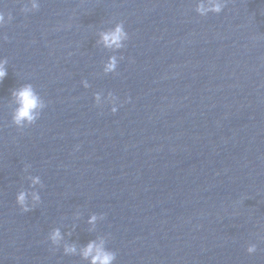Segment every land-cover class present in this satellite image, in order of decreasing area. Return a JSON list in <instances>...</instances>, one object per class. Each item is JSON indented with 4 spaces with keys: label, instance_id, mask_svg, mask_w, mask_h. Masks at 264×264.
Segmentation results:
<instances>
[{
    "label": "water",
    "instance_id": "1",
    "mask_svg": "<svg viewBox=\"0 0 264 264\" xmlns=\"http://www.w3.org/2000/svg\"><path fill=\"white\" fill-rule=\"evenodd\" d=\"M198 2L39 0L24 13L28 0H0V264H88L79 249L100 240L115 264H264V0L204 17ZM117 23L129 39L114 53L98 41ZM112 55L124 59L104 75ZM26 83L46 108L20 130L11 91ZM27 175L44 187L25 213Z\"/></svg>",
    "mask_w": 264,
    "mask_h": 264
},
{
    "label": "clouds",
    "instance_id": "2",
    "mask_svg": "<svg viewBox=\"0 0 264 264\" xmlns=\"http://www.w3.org/2000/svg\"><path fill=\"white\" fill-rule=\"evenodd\" d=\"M28 5H30V7ZM28 5L24 6L21 11L24 13L38 11L40 6L39 0H28ZM225 7L226 0H199L195 11L199 16L204 17L210 13L218 15ZM7 20L10 22L12 20V16L9 15ZM5 22L4 14L0 12V27H3ZM128 39L129 36L124 29L123 23H117L108 31L100 33V39L98 43L102 44L104 48L115 53L122 50L126 46ZM123 59V56H110L103 68L104 75L116 74L118 64ZM7 65L8 60L6 58L0 59V83H2L8 75ZM82 83L85 89L89 87V84L86 81ZM11 97L12 103L14 105L11 113V122L12 125L20 130L34 125L40 118L43 110L46 108L45 101L30 83L23 84L13 89L11 91ZM94 100L97 106H100L103 103H110L113 105L111 108L112 113H116V105L118 100L117 97L112 95V93H109L104 99H102V94L98 93L95 95ZM30 167V165H25L24 172L28 173ZM26 179L30 182L29 187L32 190L28 191L22 188L16 195V203L25 213L35 209V207L40 204L41 196L36 189L37 187L40 189L44 187L39 176L27 175ZM97 219L98 217L93 215L88 223L94 225ZM100 219H103V217H100ZM63 239L64 237L58 228L53 229L48 234V240L51 242L54 248L60 247ZM256 250L255 244H251L247 247V253L249 255L255 253ZM77 253L78 250L74 244L63 245V254L65 256L76 255ZM78 254L83 260L88 261V264H115L116 261V253L107 250L104 246L103 240H100L99 242H89L85 247L79 249Z\"/></svg>",
    "mask_w": 264,
    "mask_h": 264
}]
</instances>
